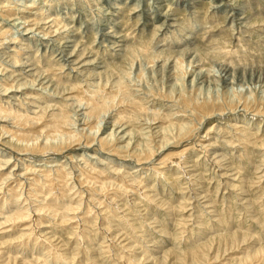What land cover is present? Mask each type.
<instances>
[{
    "label": "rangeland",
    "instance_id": "obj_1",
    "mask_svg": "<svg viewBox=\"0 0 264 264\" xmlns=\"http://www.w3.org/2000/svg\"><path fill=\"white\" fill-rule=\"evenodd\" d=\"M18 1H19V3H21V2H24L25 0H18ZM34 1H35L34 6H36L38 8L40 7L39 10L43 9L44 12L42 15L40 14L41 12H39L38 10H37V15L32 14L30 16H28V13H25V12H24V15H23V12H21L22 13V15H21V13H18L19 12L18 11L17 15L14 14L13 17L11 16L10 20L6 19V16H5L6 14H4V15L1 14V16L5 20L0 16V18H1L0 22L1 23L3 22L2 25H8V26L10 25L11 30H10L9 34H14V37L17 36L20 32H25L26 31L25 29L27 27H30L27 24L26 25L23 24V22L20 23L21 25L18 24L20 20L22 21V19H26V17H27V19H31V21L32 20L33 21L39 20L40 22L47 21L46 22L47 26H49L50 23H52L54 25L52 27L53 29L51 28V26L48 28L49 31L50 30L52 31V32H49V36H48V34L46 36H44L43 32L40 34L38 29H36V31H34V33L29 34V35L35 34L33 37L35 39L38 38V42H37V40H36V42H34V41L31 42V44H33V45L35 43L34 46H36V47L31 46L28 48V49H33L34 59H37L38 57H40V55H42V51L43 52L45 51L46 54L49 56V59L47 58V62H46L47 64L44 61L42 62V60L39 61V64H38L39 67H42L43 69H45L46 67H50V69L47 72L50 75L60 77L62 82H66L65 80H69V81L73 80L72 82H75V80H77V81L79 80V82H81L85 86V88H87L88 82L86 81V79L84 77H80L79 75H77V76H79L78 77L79 79L78 78L74 79L76 76H74L75 73L73 74V72H71V73L70 72L69 73H67V72L59 73L62 69V65H60L56 61L55 62L53 61V59L56 57L55 56L56 53H58L60 51L59 49H61L60 44L58 46V41L64 39L66 36H68L67 34L73 33V35H74L73 38L75 39V44H73L72 48H75V50H79V51H76V57L77 58L81 57L82 51L85 53H89V54L92 53L91 55L94 56V58H96V59L98 58V60H100L103 63V65L105 66V69L107 71H105V73L101 75L102 80H101V78H98L97 81H99V80L103 81L104 76L107 77L109 79V81L114 80L115 77L118 78V79L115 78L116 80L121 79V81H123V82L126 79L125 83L128 86L131 83L133 84V85L132 84L130 85L131 86L130 89L132 91L131 92L132 98H135L136 96H138L134 100H136L138 104H140V105L142 104V106L144 105L143 107L146 106L145 107L146 110L144 109L146 112L150 108L148 113H150L152 111V113H156L157 115H161L162 117H168V118H170L171 121L175 122V124H177L179 121H180L179 124L184 123V122L185 123L189 122V124L191 123L190 125H192V127H193L191 132L193 133L194 136L191 133L190 135L184 137L183 141L180 140L182 143L178 142L177 144H179V145L176 144V147H178V148L172 149L174 146H171L170 148H164L161 151L160 150H158V151L169 154V153H173L174 151L178 152L181 149H183L184 147L190 146L188 148V151H190V150L195 151V153H192V152L188 153V151H186V153H184V156L181 155V157H180V160H181L180 164L176 163L175 161H173V162L168 161V162H164V163L162 162L163 164L159 162L158 164H156L157 163L156 158L160 152H157L156 153L157 155L155 157H154V155L151 156L150 159L153 158L152 160L143 159L144 161L142 160L141 163H140V161H136L135 158L130 156V155H126L128 157H126V156L120 157V156H111L110 155V157L114 159L112 164H114V166L117 164L116 166L119 168H121L123 166L121 169H125L127 167L129 168L130 166L133 165V168H132V170H133V169L140 167V165L135 166L136 168L134 167L136 162L141 164L142 168H139L140 171H139V169H136L138 171L134 170L133 171L134 173H132L133 175L136 174L137 179L140 177V179H138L140 182L137 180V184H136V182H131L129 179L127 180L125 177H123L125 179L124 180L121 177L120 173L111 174L113 176V178L110 179V177H109L108 179H110L111 181L115 180L113 182L114 185L112 184V185L108 186L109 190L107 189L106 191L109 192L111 195H114V193L116 192L114 195L115 197L110 196V194H107L106 191H105L106 193L105 192L104 193L98 192V190L96 191L97 193L94 191L91 192L92 196L93 195L96 196V194H97V196H98V198L96 196L97 199L94 198V196L92 199L90 194L88 196L89 192L86 191V189H85L86 188L84 186L85 183L84 184L79 183V181L74 179V176H77L80 169L77 167H74V168L70 167L69 168L68 167L69 165H67L69 171L73 172L72 176H73L74 180L72 179V181L77 183V185L75 183V186L79 190H82L81 193H83L84 196H82L83 194L79 195L78 194L79 192L73 193L74 189H72V190L66 189L68 191V193H73V195L70 194L69 198L67 196L66 197H58L56 199L57 201L55 200L56 201L55 203H57V202L60 203V201L62 202L64 200L67 201L68 199L71 201H72V199L75 201L77 199L78 200L80 199L81 202H80V200H79V202H80V208L81 209L78 208L79 211L76 210L77 213L75 212V214H74V212L73 213L70 212L69 217H67V218L69 219L70 217H72L73 215H76V214H77V217L75 216L76 217L75 218L73 216L74 218L72 217L71 220L70 219L68 220L65 218H63L64 220L63 219L60 220L59 217H57V216L51 217L50 214H46V212H41L42 214H38L39 216L36 214H34V215L32 214L31 215L32 219H30L31 217L28 219L29 225L28 226L25 225V229H28L29 232H31V230H32V233H31L32 236H30V238L33 240H31V242L28 244L16 243V244H13L11 246L10 245H8V246L2 245V247H0V252L2 251L0 253L1 264L6 262L7 260H10L11 262H13L12 264H15L14 262L16 260H17L16 264H18L22 261L26 262V260L32 264H34L35 262H36L35 264H47V263L48 264H134V262L135 263L138 262V260L136 259L140 255L138 253L141 251L144 252L145 250L147 252H151V253L155 252L152 254L153 255L154 254L159 255L158 256L159 258L162 257L160 259L157 258V259L151 260V263L149 261L150 264H161L162 262H163V264H199V263L200 264H207V263L208 264H221L224 262L229 263V262L238 261V259H239L238 257H241L242 255H246L248 252L253 251L254 249H256L260 245H264V163H263L264 162V112H259V113H258V111L254 112V111H256V109H255L256 106H255V104H252L253 102L250 103L251 105H249L248 111L244 110V109L242 111V109H241L242 105L239 106V104L244 100L243 98H247V97L252 98V96H256V95L257 96H260V95L264 96L263 95L264 94V0H235V1L234 0H222L219 2H213V0H192L193 1L192 3L189 0H165V2L167 4L166 5L167 12L169 13L170 17L172 18L170 27H168V25H166V24L164 25L165 27L163 25L153 27L152 25L150 26L149 24L142 26L143 14L140 13V11H142L144 9V7L146 6L145 5L146 0H141V3H138L137 0H111V1H109V3H112L113 5H118V7H116V9H115L116 14L112 18H110L109 20H108L109 17H107L105 14V10H104L105 6L104 5H106V3H104L103 0H86V1L85 0H34ZM121 1H123V2H121ZM133 1H134V3H133ZM178 2H180V3H178ZM101 5H102V8H104V9L100 8ZM192 6H194V7H192ZM223 8H225V9H223ZM32 10H33V7H32ZM33 11L35 12V10H33ZM39 15H41V16L38 17ZM115 16H117V17H115ZM16 17H19L20 19L16 18ZM23 17H25V18H23ZM36 17H38L39 19L37 18L38 20H34V19H36ZM54 17L57 18V21H58V22L56 21L57 24H56V22H52ZM14 21H15L16 25L14 24ZM97 23H99V24H97ZM179 23H181V24H179ZM103 24H104V27L107 25V29L103 28ZM92 26H94V27H92ZM99 26L102 28H100ZM180 26H181V28H180ZM143 27H145V28H143ZM70 28L72 31L70 30ZM147 29H149V30H147ZM107 30L108 31H114L115 30V35L117 36L119 34L117 36V38L119 40H121V43L122 44L126 43L123 45V49H122L123 51H120V54H118V55L115 54L116 53L115 52V48H116L115 44H117V43H115V44L109 43V37L104 35L107 33ZM37 31H38V34H37ZM102 35H104L106 37L105 40L107 42L105 40H100L102 38L101 37ZM163 35H165V36H163ZM163 37H164V39H163ZM1 38H3V37H1ZM53 38H55V42H54ZM31 39L34 40L33 38H31ZM58 39H60V40H58ZM186 40H187V42H186ZM25 41L26 40H23V42H25ZM45 41L47 43L50 42L48 47L47 46L42 47V49L38 50V44L43 43V42L45 43ZM141 41L142 42L146 41V42L145 43L143 42L144 44H142ZM150 41H151V43H150ZM176 41H178L182 47L179 46L178 48H176V47L172 48L171 47V48H165L163 50H158V49H161L162 47H166V45H167V47H169L168 44H170V42L173 43ZM138 43H140V44H138ZM133 45L135 47H131ZM147 45L149 46V48ZM189 45H191V46H189ZM150 46L152 48H150ZM81 47H83L84 49L81 50ZM146 47H147V49H146ZM223 47H225V48H223ZM127 48H129V49H127ZM85 49H86V51H85ZM144 49H145V51H144ZM136 50H138V51L136 52ZM189 50L193 51L192 53H195V52L197 53V56H198L197 60L200 62L199 65L195 66L196 67L195 69H206L209 74L217 76V81H216L217 83L216 84H213V85L210 84V86H206V87L202 86L201 90L197 89V87L202 83H199V78L197 77V75L191 74L192 72L188 69V72L185 73V76H183V74L181 75L183 77V80L177 79V83L175 82L177 85L175 84L174 86H172L173 85L172 84L173 83L172 82L173 81L172 80L173 74H170L172 72L169 70L170 69V61L165 59L166 56L158 57V58H157V56L160 55V53H162V55L167 54V56H172V57L180 56L183 54L186 55L187 51H189ZM51 51H54L56 53L52 52V54H50ZM126 52L128 54H126ZM212 52L215 54H213ZM132 53L134 54L133 56H132ZM146 53L151 54V55H146ZM143 54H144V56H141ZM135 55H137V56H135ZM18 56H20V55H18ZM149 56H151V57H149ZM129 57H132V60H130L131 58H129ZM126 58H128V59H126ZM165 60H167V61H165ZM128 61H130V62H128ZM165 62H166V65L164 64ZM167 63L169 65H167ZM131 64H133V66ZM160 64H162V65H160ZM200 66H202V67H200ZM121 67H123L122 68L123 70L121 69ZM140 67H141V69H140ZM165 67H166V69H165ZM115 68L118 70H116ZM63 70L67 71L68 69L64 68ZM126 70H127V72H124ZM137 70H138V72L142 70L141 72H139L140 75H138ZM119 71H121V72L119 73ZM169 71H170V73H169ZM123 72H124V74H123ZM164 72H166V73H164ZM54 73H56V74H54ZM111 73H112V75H111ZM68 74L70 75V77ZM118 75H119V77H117ZM62 76H64V77H62ZM71 76H73V78ZM66 77H68V78H66ZM127 77H129V78L127 79ZM219 78H221V79L218 80ZM129 80L131 83L129 82ZM61 81L59 80L58 82H60V84H61ZM69 81H67V82H69ZM169 82H171V83H169ZM128 83H130V84H128ZM233 86H235V87H233ZM179 87L181 88V90L184 89L183 91H190L192 89L191 91L197 92L198 95H199V93L205 94V92H206V94H208L207 91H209L210 94H212V92H213L214 95L219 96V97L221 96L220 98H218L220 101L219 102L220 105H222V104L225 105V103L228 101L227 99H229L231 96H233V98H235V96L233 94L236 93L235 92L236 90H238L236 97L237 98L239 97L241 99V102L238 104L237 109H234L233 112H232V110L228 111V113H226V115H224L222 118L219 116H216L215 114H213V118H212V116L210 117V116H206V115L203 117L202 112L194 111L195 109L193 110L192 107H188V106L183 105L178 99L173 98L174 96L172 97L171 94L169 95L170 90L173 89L172 91L174 94L176 91H178ZM109 88H110V86L108 87V89ZM168 89H169V91H168ZM234 89H236V90H234ZM104 91H106V90L102 89L100 92H104ZM167 92H169V93L167 94ZM87 94H89V91ZM136 94H138V95H136ZM238 94H240V95L238 96ZM174 95H176V94H174ZM243 95H245L246 97H244ZM43 96H45V98H46V95L43 94ZM47 98L49 99L50 97H47ZM201 99L202 98H199V101H201ZM248 100H250V99H248ZM11 101L15 102L14 99H11ZM140 102H142V103H140ZM145 104H147L148 106ZM181 106H183V107H181ZM259 107H261V106H259ZM117 108L115 107L112 110H110L111 111V112H109L110 115H108L109 113H107L108 116L105 115L106 118L104 117L103 119H105V120L102 121L104 123V125L109 120H111L112 114L117 113V111H118ZM78 109H79V111L77 112ZM72 110H71V113L73 114V117L75 116L74 118H78V119H76L77 123L83 122V119L81 118V117H84V114L81 113L84 111L83 107L82 106H76L75 111L74 110L72 111ZM246 111L247 112L253 111V112L248 114ZM74 112H75V114L76 113H78V114L75 115ZM256 113H258V114H256ZM176 114H178V115H176ZM191 114H193V115H191ZM181 115H182V117H181ZM246 115L248 116V118ZM109 116H110V118H109ZM255 116H256V118H255ZM178 117H179V120L175 121L176 119H178ZM252 117H253V119H252ZM239 118H242V119H239ZM140 119L141 120L143 119L142 120L143 122ZM246 119H248V120L250 119V121H247ZM257 119L259 120L258 122H257ZM145 120H146L145 117L142 116V117L138 118L133 123H134V125H136V126L138 125V127H139V126H141V124H142V126L145 123L146 124L144 126H147V124L148 125H150V124L156 125V124H160V122L162 121L160 118H157V120L156 119H150L149 121H148V119L146 121ZM167 120H165V121H167ZM222 120H224V121H222ZM233 121H235V122H233ZM203 122H204V124H203ZM228 122H230L232 124L234 123V124L232 125V124H229ZM237 122H239V123H237ZM249 122H251V123H249ZM199 123H201V124L199 125ZM216 123H217V125L215 126ZM235 123H237V124H235ZM205 125H206V127H204ZM218 126H221V127H218ZM226 126H228V127H226ZM212 128H216V130H214ZM246 129L249 132H242ZM213 130H214V132H213ZM219 131H221V132H219ZM196 132H197V134H196ZM134 133H136V132H134ZM198 135H200V136H198ZM135 136H137V134H135ZM192 137H194L195 139H193ZM196 138H197V141H196ZM156 139H158V137ZM199 140L201 143L199 142ZM211 141L216 145V147H214L215 145ZM181 144H182V147H181ZM204 145H206V146H204ZM261 145H262V147H261ZM3 147L7 150L9 149V147H6V146H3ZM94 147L96 149H98L97 146H94ZM211 147H213V148L210 149ZM0 148L4 150V148H2L1 145H0ZM76 148L79 149V153L80 152L82 153L83 151L85 152L86 150H88L85 146L84 147L83 146H81V147L76 146L74 149H76ZM84 148H85V150H84ZM206 148H208V149H206ZM78 149H76V150H78ZM197 149L199 152L197 151ZM202 149H203V151H202ZM7 150H4V151H7ZM10 150L11 149H9L7 152H11ZM200 150H201V153H200ZM73 151H75V150H73ZM207 152L208 153L210 152V154L207 155ZM214 152H216V153H214ZM224 152L226 154H224ZM221 153L223 155H221ZM197 154H198V156H196ZM49 155H51V156H49ZM49 155L48 154L46 156L45 155H29L28 157L31 158V160L29 158L28 159L33 164L34 163H43L42 161L48 162L49 164H53L55 162L54 156L61 158L62 162L66 158V157L63 158L62 155H60V154L55 155V154L49 153ZM206 155L208 157H206ZM189 156H192V158L195 161L194 163L192 162L193 159ZM46 157H48V158H46ZM100 157H102V156L100 155ZM124 157H125V159H124ZM184 157H185V159H184ZM212 157L213 158L216 157V158H218V160L216 158L213 159ZM219 157L222 158L221 161H220ZM50 158L53 159V161ZM200 158H203L202 162H201ZM226 158L228 159L227 162L225 161ZM34 159L36 161H34ZM46 159H47V161H46ZM123 159H124V161H123ZM229 159H230V162H229ZM95 160H97V159H95ZM147 160H149V161H147ZM185 160H186V162H184ZM190 160H192V161H190ZM203 160H205L204 161L205 164L203 163ZM92 161H94V159H92ZM104 161H106V159H104ZM128 161L130 163L129 165H128ZM223 161H225L227 164L230 163L229 164L230 166L233 163V165L231 167L228 165H227V167L229 169H231V172L233 171L232 173L239 175V178H240L239 181L233 180V185L228 184V180L225 179L224 176H221V175H223V174H221L222 170L224 171V169H222V168L225 165V163L223 164ZM66 162L69 164L70 161H68V159H67ZM152 162L153 163L155 162V164H153ZM182 162H184V164ZM98 163H100V165L99 164L98 165L101 166V163H103V162H98ZM119 163L121 164V166ZM185 163H186V165H185ZM191 163H193V164H191ZM219 163H222V166H221V164L219 165ZM187 164H189V165L191 164L190 167L193 166L192 168H194L195 171H193L192 168H191L192 169L191 170L190 167L188 168L189 165H187ZM148 166L149 167L151 166V168H149V170H147ZM171 166L173 168H175V166H176V168H175L176 171ZM178 166H179V168L182 167L180 169V171L178 170L179 168H177ZM162 167H165L166 170H165V168H162ZM169 167L171 168L170 170H168ZM128 168L125 170H129ZM159 168H160V170H159ZM212 168H213V170H211ZM144 169L146 170L145 172H148L149 174L144 173ZM153 169H155V170L157 169L159 172L157 170L155 171ZM186 169L187 170L189 169L188 170L189 172ZM184 170H185V173H183ZM216 170H217V172H216ZM142 172L144 174H142ZM160 172H161L162 177L159 175ZM173 172H175V173H173ZM191 172L203 173V175L200 174L201 179L199 180V182H200L199 186L200 187L203 186L202 189L198 185H196L195 181H193L194 183L189 182L188 184H187V182H185V180L189 177ZM155 173H157V175H155ZM165 173L167 174V177H166ZM176 174H178L179 177L181 176L180 179L178 177H175V176H177ZM184 176H188V177L183 178ZM21 177H23V176H21ZM218 177L220 179L222 178L224 180H222V179L220 180ZM144 178H145L146 182L147 181L149 182V184L143 182V181H145ZM153 178H155V179H153ZM171 178H173V180ZM177 179H178L179 183L177 182ZM120 180H122V181H120ZM165 180H166V182H165ZM23 181H26V180L23 179ZM141 181H142V183H141ZM173 181L175 183H172ZM186 181H189V178ZM221 181H223V182L225 181V182L223 183ZM180 182L182 184H180ZM115 183L117 186L115 185ZM140 183L143 185H141ZM183 183L186 185H184ZM239 183L240 184L243 183L242 187H244L245 188L244 190H246V191H244L246 193L241 194L243 196H241L238 193V189L240 188V187L238 188V186H240V185H238ZM160 184H161V187H160ZM190 184H194L195 186L190 185ZM222 184H223V186H222ZM119 185H121L123 187L121 189L122 191H119V189H118ZM126 185L129 187H127ZM188 185H190V186L185 187ZM153 186L155 188L156 187L157 188L154 189ZM192 186H194V188ZM197 186L199 188H197ZM214 186L216 187V189L214 188ZM228 186H230V187H228ZM231 186L233 187L232 189H231ZM147 187H149L148 190H147ZM170 187H173V188H170ZM234 188H236V189H234ZM143 189H145V190H143ZM150 189H152V190H150ZM168 189H169V191H168ZM174 189H176V191L172 192V191H174ZM200 189L203 191L202 193L205 192L204 194H206L207 197L209 196L207 201H208L210 206H205L203 204V203L207 202L206 200H205V202L200 201V200H202L201 198L198 200L197 197L199 196L200 193H196V192H198V190H200ZM22 190H23V192L25 191L24 188ZM113 190H115V191H113ZM157 190L159 193H157ZM188 190H189L190 194L188 193ZM193 190H195L196 192ZM127 191L129 194L127 193ZM144 191H146V192L149 191L150 193L146 194V192L144 193ZM161 191L163 193H161ZM152 192H153V194H152ZM181 192L184 193L185 195L181 196V195H183ZM53 193L57 194V188L55 189V191H53ZM104 194H105V196L107 195V197H105ZM150 194L152 196H150ZM155 194L157 195V197ZM159 194H161L163 196L160 195L161 197L160 196L158 197ZM71 195H72V198L70 197ZM190 195H192L193 197L191 196L192 198L189 197V199L190 200L193 199V201L187 200L188 198H184V197H188ZM248 196L250 199L248 198ZM124 197H125V199H124ZM135 197H137V198H135ZM151 197H152V201L150 199ZM153 197H156V199H154ZM176 197H178V198H176ZM244 197L245 198L247 197V198L244 199ZM47 198L49 199L51 197H49V196L46 197V200H48ZM53 198H55V197L53 196ZM87 198L88 199L90 198V200L88 201ZM162 198L165 199L166 204H169L172 207H170L169 205H164L165 201H163L164 199H162ZM241 198H243L244 200ZM83 199H85V201ZM98 199L100 200L99 203H97ZM112 199H113V201H112ZM114 199L117 201H115ZM209 199H212V200H210L211 202L209 201ZM21 200L22 199H20V201ZM103 200H105V202ZM241 200H243L244 202H242ZM248 200H250L249 201L250 203L248 202ZM20 201H18V203ZM75 201H73L72 203H74ZM108 201H110L111 203H109ZM162 201H163V204H162ZM189 201H190V203H187V204L185 203V202H189ZM21 202H20L21 205L24 203H28V201H25L22 203ZM37 202H39V201H37ZM37 202L36 201H35V203L29 202L28 205H29V207L33 208L34 204H36ZM64 202H62V203H64ZM198 202L203 204V205L199 204ZM101 203H102V205H103V203H105V205L101 207V205H100ZM107 203H109L111 205L113 204L114 207L107 204ZM119 203H123V204H119ZM196 203H197V205H196ZM85 205L87 207H85ZM107 205H108V207H107ZM121 205H122V209H120ZM187 205H188V207L185 208V206H187ZM15 206L10 204V203H7L4 211H9V210L12 211L15 208ZM127 206H129V207H127ZM174 206H175V208H173ZM89 207L92 210L89 209ZM111 207L113 209H110ZM195 207H197V208H195ZM202 207H204V209ZM209 207H210V210H208ZM100 208H107V210L110 209L109 212H112V213L114 212L113 216L114 215L115 216L114 217L113 216H110V217L105 216L104 212L101 211ZM130 208H132L133 210ZM139 209H140V211H139ZM168 209H169V211L171 209V211H170L171 213L168 211ZM175 209H176V211H175ZM186 209H187V211H186ZM82 210H85V211H82ZM112 210H114V211H112ZM131 210L133 212H131ZM91 211L92 212L94 211V213H92ZM98 211L101 214H99ZM88 212H89V214H88ZM172 212H173V214H172ZM178 212H180V214ZM174 213H175V215H174ZM122 216H123V218H120ZM151 216H153V217H151ZM37 217H39L40 219ZM96 217L98 220L96 219ZM133 217H136V218H133ZM35 218L39 219V221L37 219L35 220ZM94 218H95V220L92 221V219H94ZM112 218H113V220H112ZM126 218L128 219V222L130 224H128V222H126L127 221ZM178 218H180V220L183 218L184 220L180 221ZM1 219H3L2 216H0V221H1ZM41 219H43V220L41 221ZM105 220H108L109 223ZM85 221L90 222V223H85ZM121 221L122 222L125 221L122 223L123 225L121 224ZM57 222H60V223L58 224ZM92 222L94 225L92 224ZM117 222L118 223L120 222V223L118 224ZM75 223L78 225H76ZM80 223L81 224L83 223V224L81 225ZM104 223H106V224H104ZM110 223L112 226L110 225ZM6 224H8V223H5V225ZM103 224H104V227H102ZM107 224L109 225V227H111V231L107 230L108 229ZM126 224L129 226H127ZM210 224H212V225H210ZM84 225H85V227H84ZM114 225L117 227L115 228ZM213 225H214V227H213ZM86 226L88 227V229L86 228ZM91 226L92 227L94 226V228H96V230L98 232L96 238H95V236H96L97 232ZM120 226H121V230L119 231ZM105 227H107V229ZM133 227H135V228L133 229ZM202 227H203V229H202ZM78 228H79V230H82L81 233H82V235H85V236H82L80 241L78 240V244H77L76 240H75L76 234L74 235L75 237L71 234L72 233L74 234V229H76L75 231H79V230H77ZM81 228H83V229H81ZM128 228H129V230H128ZM204 228L205 229L207 228L208 230L206 229L207 230L206 231ZM25 229H24V226L21 225L20 227L17 228V230L15 232H18L20 230H25ZM85 229H87V230H85ZM117 229H118V232H117ZM7 230L8 231L3 233V234L13 233V230H10V229H7ZM126 230H128V231H126ZM233 230L235 232H233ZM34 231L35 232H37V231L47 232L48 233L47 235L53 234L51 237V241L44 240L41 237L38 238L37 236H39V235H37V234L39 232L35 233ZM85 231H87V232H85ZM90 231H91V234L93 236L95 235L94 237L91 236V234L89 233ZM115 231L117 233H120V234L122 232L121 236H120V234H116V233L114 234L113 232H115ZM33 232L35 235H33ZM94 232H95V234H94ZM100 232H102V233H100ZM128 232L133 233V234L127 235ZM196 232H198V233H196ZM200 232L202 234L203 233L204 234L202 235ZM125 233H126V235H123ZM176 233H178V235ZM17 234H19V232ZM172 234H174V236ZM70 236H72V237H70ZM233 236L237 237V239H238L237 241H234V243H233V240L235 238H233V240L231 241V238ZM92 237H93V239H92ZM34 238H37V239H34ZM83 238H84V240L82 241ZM128 238H130V239L132 238L131 241H129L130 239H128ZM205 238L206 239L208 238V239L206 240ZM63 239L65 241L67 240L66 242H68V243L66 244V242ZM71 239H72V241H71ZM85 239H87V240H85ZM90 239H92V240H90ZM108 239L109 240L111 239V241H109ZM119 239H121V241ZM177 239L179 241H177ZM61 240H63V243H64V244L62 243V245H61V242L57 243L58 241H61ZM126 240H128V241H126ZM174 240H176L177 242ZM125 241L127 243H125ZM74 242L76 244H74ZM90 242H92V243H90ZM199 242H200V244H199ZM84 243H85V245H83ZM96 243H97V245H96ZM208 243H209V245L205 246ZM110 244H111V246L109 247ZM134 244L136 245V247L134 246ZM132 245H133V247H132ZM77 247H79V248H77ZM94 247H96V248H94ZM100 247L102 248L101 251L104 249L103 247L108 248V250H107V248L103 250L105 252V254L103 251H102L103 253L100 251L99 254L94 252V249H95V251H96V249L99 251ZM205 247H207L206 248L207 251H206ZM72 250H74L76 253ZM199 250H202V251H199ZM61 252H62V254H61ZM121 252H122V254H121ZM2 253H4V254H2ZM72 253H75V254L73 255ZM6 255L7 256L10 255L11 257H9V256L6 257ZM119 255H121V257ZM202 255H203V257H202ZM214 255H217V260H213ZM35 256H37V257H35ZM73 256H74V259H73ZM71 257H72V259H71ZM100 257H102L104 260L101 259ZM36 258H37V260H35ZM193 258H195V259H193ZM13 259H15V260H13ZM32 259L34 260L33 262H32ZM66 260L68 263L66 262ZM71 260H72V262H71ZM259 262L260 261L257 260V261H254L252 264H255V263L260 264Z\"/></svg>",
    "mask_w": 264,
    "mask_h": 264
},
{
    "label": "bare ground",
    "instance_id": "obj_2",
    "mask_svg": "<svg viewBox=\"0 0 264 264\" xmlns=\"http://www.w3.org/2000/svg\"><path fill=\"white\" fill-rule=\"evenodd\" d=\"M86 1V0H85ZM104 3H106L105 9L102 8V5L100 8L105 10V14L108 18V20L110 18H112L116 13L115 9L116 7H118V5H113L112 3H109V1L111 0H103ZM138 3H141V0H137ZM191 3L193 2L192 0H189ZM222 0H213V2H219ZM235 1V0H234ZM116 2V1H115ZM123 2V1H121ZM120 2V3H121ZM134 3V1H133ZM180 3V2H178ZM190 3V4H191ZM72 4V3H71ZM183 4V3H182ZM185 4V3H184ZM224 4V3H223ZM253 4V3H252ZM35 5V1L34 0H25L24 2L19 3L18 0H0V16L1 14H6V19H11V16L13 17V15H17L18 13L24 12L28 13V16L32 15V14H36L37 15V10L39 12H41L40 14H43V9L39 10L40 7H36ZM145 7L142 11H140V13L143 14V21H142V26H145L147 24H149L150 26L152 25L153 27H157V26H164L165 24L168 25V27L171 26V17L169 15V13L167 12V7H166V2L165 0H146L145 1ZM59 6V5H58ZM120 6V5H119ZM188 6V5H187ZM195 6V5H194ZM192 6V7H194ZM221 6V5H220ZM35 10V12L32 10ZM46 7V6H45ZM218 7V6H217ZM223 7V6H222ZM66 8V7H65ZM187 8V7H186ZM63 9V8H62ZM225 9V8H223ZM242 9V8H241ZM64 10V9H63ZM57 11V10H56ZM38 12V13H39ZM78 12V11H77ZM82 12V11H81ZM241 12V11H240ZM30 13V14H29ZM260 13V12H259ZM227 14V13H226ZM234 14V13H233ZM20 15V14H19ZM22 15V13H21ZM41 15H39L38 17H40ZM86 15V14H85ZM109 15V16H108ZM111 15V16H110ZM230 16V15H229ZM251 16V15H250ZM2 17V16H1ZM21 17V16H20ZM26 17V16H25ZM23 17V18H25ZM36 17V19L34 20H38L39 18ZM76 17V16H75ZM117 17V16H115ZM3 18V17H2ZM19 18V17H16ZM29 18V17H28ZM31 18V17H30ZM38 18V19H37ZM177 18V17H176ZM242 18V17H241ZM1 19V18H0ZM4 19V18H3ZM20 19V18H19ZM42 19V18H41ZM89 19V18H88ZM104 19V18H103ZM248 19V18H247ZM5 20V19H4ZM17 21V20H16ZM33 21V20H32ZM31 19H22V21L20 20L18 24H20L21 22H23V24H27L30 27H27L25 30V32H20L17 36L14 37V34H9L11 27L10 25H2V23L0 24V145L2 146V148H4L3 146L9 147V149H11V152H7L8 150L4 148L3 149L0 148V216H2V218L0 221V247H2V245L4 246H8V245H13V244H20V243H24V244H28L31 242L30 236H32V230L31 232H29L28 229H25V225L28 226V219H32V214H42L41 212H46V214H50L51 217H59V219H68L67 217H69L70 212H76V210L79 211L80 208V202L77 199L76 201L72 199L71 200H67V201H62L64 203H62L60 201V203H55L58 197H68L69 195L73 193H78L79 195H82L83 193L82 190H79L76 186L74 181H72L73 179V172L69 171L68 167H77L79 168V172L77 174V176H74V179H76L77 181H79V183H85L84 187L86 189V191H88V196L90 194L91 198L93 199V196L91 194V192H96L98 190V192L104 193L107 189L108 186L110 185H114V181H111L110 179L113 178V176L111 174H117L120 173L121 177H125L127 180L129 179L131 182H136L137 184V180L140 179V177L137 179L136 174H132L134 173L133 171L141 167V164L139 163H135V166L140 165L139 168L133 169V165L130 166L128 169L130 170H125V169H121L119 167H117L116 165L114 166L113 163V158L110 157L111 156H126V155H130L132 157L135 158L136 161H140V163L142 162L143 159H150L151 156L154 155V157L157 155V152H160L162 149L164 148H170L171 146H174L172 149L174 148H178L176 147V144L178 142L183 141V138L190 135L192 132V125L189 124V120L187 121L188 123H180L179 122L177 124H175V122L171 121L170 118L168 117H162L161 115H157L156 113H152V111L150 113H148V111L146 112V106L143 107L142 104H138L136 100V94L135 98H132V94H131V82L129 80L128 83L130 84L129 86L125 83L126 79L123 81L120 80H116L118 78H114V80L109 81V79L107 77H103V81H97L98 78H101V75L105 73V71H107L105 69V66L103 65V63L98 60V58H94V56H92L89 53H85L82 51V55L81 57L77 58L76 57V51L79 50H75V48H72L73 44H75V39L73 38L74 35L72 34H67L68 36H66L64 39L58 41V46L60 44V51L58 53L51 51L50 54H52V52L56 53V59L54 58L53 61L59 63L60 65H62V69L59 73H63V72H67V73H71L73 72V74L75 73L74 76H76L74 79H77L79 76L80 77H84L86 79V81L88 82V87L85 88V86L79 82V80H75V82H72L71 80H65L66 82H62L61 78L58 76H54V75H50L47 71L50 69V67H46L45 69H43L42 67H39V61L42 60V62L44 61L45 63L47 62V58L49 59V56L46 54V52L42 51V55H40V57H38L37 59H34V51L33 49H28L29 47H33L35 45L31 44V42H38V38L35 39L33 36L35 35H29L30 33H34V31H36V29H38V31L40 32V34L43 32L44 36H46L48 34L49 36V32H52L51 30L49 31L48 28L51 26V28L54 26L52 23H50L49 26H47L46 22L47 21H42L40 22L38 21H33L32 22ZM57 18L54 17L52 22H56ZM105 21V20H104ZM119 21V20H118ZM186 21V20H185ZM50 22V21H49ZM58 22V21H57ZM56 22V24H57ZM106 22V21H105ZM9 23V22H8ZM176 23V22H175ZM246 23V22H245ZM15 24V21H14ZM59 24V23H58ZM88 24V23H87ZM99 24V23H97ZM105 24V23H104ZM103 24V28L107 29V25L104 27ZM177 24V23H176ZM181 24V23H179ZM251 24V23H250ZM253 24V23H252ZM258 24V23H257ZM16 25V24H15ZM21 25V24H20ZM193 25V24H192ZM231 25V24H230ZM238 25V24H237ZM248 25V24H247ZM47 26V27H46ZM58 26V25H57ZM102 26V25H101ZM19 27V26H18ZM94 27V26H92ZM100 27V26H99ZM165 27V26H164ZM177 27V26H176ZM17 28V27H16ZM62 28V27H61ZM96 28V27H95ZM102 28V27H100ZM145 28V27H143ZM149 28V27H148ZM175 28V27H174ZM181 28V26H180ZM238 28V27H237ZM15 29V28H14ZM23 29V28H22ZM53 29V28H52ZM169 29V28H168ZM24 30V29H23ZM47 30V31H46ZM55 30V29H54ZM71 30V28H70ZM109 30V29H108ZM107 33L104 34L105 36L109 37V43L111 44H115L116 48H115V54L118 55L120 54V51H123V45L126 44H122L121 40H119L117 38V36L119 35H115V30L114 31H108ZM149 30V29H147ZM182 30V29H181ZM37 31V34H38ZM56 31V30H55ZM58 31V30H57ZM72 31V30H71ZM159 31V30H158ZM169 31V30H168ZM175 31V30H174ZM117 32V31H116ZM178 32V31H177ZM183 32V31H182ZM97 33V32H96ZM99 33V32H98ZM166 33V32H165ZM179 33V32H178ZM191 33V32H190ZM189 33V34H190ZM76 34V33H75ZM13 35V36H12ZM29 35V36H28ZM52 35V34H51ZM102 35L100 40H105L106 37ZM162 35V34H161ZM23 36V37H22ZM42 36V35H41ZM165 36V35H163ZM239 36V35H238ZM3 37V38H1ZM168 37V36H167ZM184 37V36H183ZM31 38H33L34 40H32ZM42 38V37H41ZM236 38V37H235ZM40 39V38H39ZM49 39V38H48ZM54 42H55V38ZM95 39V38H94ZM164 39V37H163ZM176 39V38H175ZM179 39V38H178ZM194 39V38H193ZM23 40H26L25 42H23ZM44 40V39H43ZM108 40V39H107ZM151 40V39H150ZM51 41V40H50ZM106 41V40H105ZM179 41V40H178ZM176 41V42H170V44H168L169 47H162L161 49L158 50H163L165 48H173L176 47L178 48L180 45V43ZM183 41V40H182ZM240 41V40H239ZM99 42V41H98ZM102 42V41H101ZM107 42V41H106ZM128 42V41H127ZM142 42V41H141ZM144 42V41H143ZM142 42V44H144ZM185 42V41H184ZM187 42V40H186ZM185 42V43H186ZM50 43V42H49ZM49 43H47L45 41V43H39L38 44V50L42 49V47H48ZM151 43V41H150ZM183 43V42H182ZM5 44V45H4ZM7 44V45H6ZM102 44V43H101ZM132 44V43H131ZM140 44V43H138ZM158 44V43H157ZM57 45V44H56ZM79 45V44H78ZM114 45V46H115ZM156 45V44H155ZM163 45V44H162ZM188 45V44H187ZM57 46V47H58ZM128 46V45H127ZM143 46V45H142ZM141 46V47H142ZM148 46V45H147ZM165 46V45H164ZM184 46V45H183ZM186 46V45H185ZM191 46V45H189ZM36 47V46H34ZM86 47V46H85ZM131 47H135L134 45ZM138 47V46H137ZM182 47V46H181ZM139 48V47H138ZM149 48V46H148ZM150 48H152L150 46ZM213 48V47H212ZM225 48V47H223ZM44 49V48H43ZM84 49L83 47H81V50ZM129 49V48H127ZM137 49V48H136ZM141 49V48H140ZM147 49V47H146ZM182 49V48H181ZM210 49V48H209ZM214 49V48H213ZM132 50V49H131ZM135 50V49H134ZM133 50V51H134ZM149 50V49H148ZM174 50V49H173ZM86 51V49H85ZM128 51V50H127ZM138 50H136L137 52ZM142 51V50H141ZM140 51V52H141ZM145 51V49H144ZM151 51V50H150ZM195 51V50H194ZM218 51V50H217ZM216 51V52H217ZM132 52V51H131ZM139 52V53H140ZM164 52V51H163ZM168 52V51H167ZM193 51H187L186 55H180V56H167V54L162 55V53H160V55L157 56L158 57H163L166 56L165 59L170 61V71L173 74V85L174 86L177 83V79L179 80H183V77L181 76L183 74V76H185V73L188 72V69L192 72L191 74L193 75H197V77L199 78V83L200 84L197 89L201 90L202 86H210V84H216L217 82V76L209 74L207 72L206 69H195L197 65L200 64V62L197 60L198 56L197 53H192ZM53 53V54H54ZM134 53V52H133ZM132 53V56L135 54ZM200 53V52H199ZM213 53V52H212ZM114 54V55H115ZM126 54H128L126 52ZM137 54V53H136ZM141 54V53H140ZM170 54V53H169ZM202 54V53H201ZM215 54V53H213ZM20 55V56H18ZM146 55H151L146 53ZM177 55V54H176ZM131 56V55H130ZM137 56V55H135ZM139 56V55H138ZM141 56H144L141 55ZM207 56V55H206ZM148 57V56H147ZM151 57V56H149ZM122 58V57H121ZM130 60H132V57ZM146 58V57H145ZM128 59V58H126ZM152 59V58H151ZM165 60V61H167ZM206 60V59H205ZM211 60V59H210ZM125 61V60H124ZM198 61V62H197ZM130 62V61H128ZM227 62V61H226ZM240 62V61H239ZM125 63V62H124ZM143 63V62H142ZM150 63V62H149ZM161 63V62H160ZM163 63V62H162ZM169 63V62H168ZM167 63V65H169ZM47 64V63H46ZM45 64V65H46ZM49 64V63H48ZM51 64V63H50ZM53 64V63H52ZM64 64V65H63ZM119 64V63H118ZM158 64V63H157ZM166 65V62L164 63ZM234 64V63H233ZM133 66V64H131ZM162 65V64H160ZM210 65V64H209ZM216 65V64H215ZM235 65V64H234ZM44 66V65H43ZM109 66V65H108ZM139 66V65H138ZM208 66V65H207ZM238 66V65H237ZM45 67V66H44ZM136 67V66H135ZM149 67V66H148ZM151 67V66H150ZM163 67V66H162ZM202 67V66H200ZM64 68H67L68 70H63ZM118 68V67H117ZM123 67H121L122 69ZM138 68V67H137ZM153 68V67H152ZM161 68V67H160ZM164 68V67H163ZM116 69V68H115ZM139 69V68H138ZM141 69V67H140ZM166 69V67H165ZM164 69V70H165ZM60 70V69H59ZM114 70V69H113ZM118 70V69H116ZM123 70V69H122ZM148 70V69H147ZM115 71V70H114ZM132 71V70H131ZM142 71V70H141ZM139 71V72H141ZM162 71V70H161ZM121 71H119L120 73ZM124 72H127L124 71ZM123 72V74H124ZM138 72V70H137ZM138 72V75H140V73ZM236 72V71H235ZM166 73V72H164ZM168 73V72H167ZM233 73V72H232ZM56 74V73H54ZM129 74V73H128ZM137 74V73H136ZM169 74V75H170ZM253 74V73H252ZM65 75V74H64ZM69 75V74H68ZM79 75V76H77ZM107 75V74H106ZM112 75V73H111ZM110 75V76H111ZM121 75V74H120ZM126 75V74H125ZM164 75V74H163ZM187 75V74H186ZM229 75V74H228ZM237 75V74H236ZM235 75V76H236ZM109 76V77H110ZM127 76V75H126ZM125 76V77H126ZM130 76V75H129ZM161 76V75H160ZM215 76V77H214ZM64 77V76H62ZM70 77V75H69ZM73 78V76H71ZM119 77V75L117 76ZM137 77V76H136ZM68 78V77H66ZM105 78V79H104ZM124 78V77H123ZM129 77H127L128 79ZM138 78V77H137ZM169 78V77H168ZM61 81L58 82L59 80ZM79 79V78H78ZM83 79V78H82ZM135 79V78H134ZM167 79V78H166ZM197 79V78H196ZM221 78H219L218 80H220ZM232 79V78H231ZM58 80V81H57ZM102 80V78H101ZM123 80V79H122ZM169 80V79H168ZM176 80V81H175ZM193 80V79H192ZM198 80V79H197ZM64 81V80H63ZM69 81V82H67ZM85 81V80H84ZM128 81V80H127ZM164 81V80H163ZM222 81V80H221ZM232 81V80H231ZM176 82V83H175ZM184 82V81H183ZM162 83V82H161ZM171 83V82H169ZM179 83V82H178ZM196 83V82H195ZM233 83V82H232ZM133 85V84H132ZM161 85V84H160ZM163 85V84H162ZM177 85V84H176ZM230 85V84H229ZM110 86V88L108 89V87ZM136 86V85H135ZM129 89H128V88ZM235 87V86H233ZM106 90L104 92H100L102 89ZM134 88V87H133ZM132 88V89H133ZM209 88V87H208ZM223 88V87H222ZM226 88V87H225ZM224 88V89H225ZM172 89V88H171ZM176 89V88H175ZM196 89V90H197ZM173 90V89H172ZM170 90V93L167 92V94L169 93V95L171 94V96L173 98L178 99L183 105L188 106V107H192L194 111H200L203 113V117L206 116H212L213 118V114H215L216 116L219 117H223L224 115H226V113H228V111L232 112L234 111V109H237L238 104L241 102V99L238 97H236L238 90H236L233 95L235 96V98H233V96H229L230 98L227 99L228 101L225 103V105H220L219 104V96H216L213 94H210L209 91L208 94H200L198 95L197 92H192L190 91H183L181 90V88L179 87L178 91H176L173 94V91ZM195 90V89H194ZM193 90V91H194ZM223 90V89H222ZM89 91V94H87ZM156 91V90H155ZM169 91V89H168ZM253 91V90H252ZM202 92V91H201ZM86 93V94H85ZM220 93V92H219ZM230 93V92H229ZM46 95V98L45 96ZM220 95V94H219ZM230 95V94H229ZM240 94H238L239 96ZM264 95V94H263ZM244 97H246L245 95H243ZM250 96V95H249ZM47 97H50L49 99ZM141 97V96H140ZM43 98V99H42ZM171 98V97H170ZM199 98H202L201 101H199ZM11 99H14L15 102H12ZM223 99V98H222ZM244 100L239 104L242 105L241 109L243 111L244 110H249V105L255 104V109L256 111L254 112H264V96L260 95V96H252L251 97H247V98H243ZM250 99V100H248ZM141 100V99H140ZM156 100V99H155ZM143 101V100H142ZM157 102V101H156ZM142 103V102H140ZM175 103V102H174ZM244 103V104H243ZM144 104V103H143ZM179 104V103H178ZM227 104V105H226ZM147 105V104H145ZM165 105V104H164ZM173 105V104H172ZM76 106H82L84 111L81 112L82 114H84V117H81L83 119V122L81 123H77L76 119L78 118H74L73 114L71 113V110L73 109L75 111ZM119 106V107H118ZM148 106V105H147ZM261 106V107H259ZM117 108L118 111L116 114H112L111 116V120H109L105 125L102 121H104L105 119H103L105 117V115H107V113L111 112L110 110H112L113 108ZM183 107V106H181ZM116 109V110H117ZM145 109V110H144ZM180 109V108H179ZM189 109V108H188ZM254 109V108H253ZM72 110V111H73ZM182 110V109H181ZM185 110V109H184ZM187 110V109H186ZM190 110V109H189ZM192 110V111H193ZM79 111V109L77 110V112ZM179 111V110H178ZM246 111V112H247ZM190 112V111H189ZM236 112V111H235ZM253 111L247 112L248 114L251 113ZM246 113V114H247ZM256 113V114H258ZM75 114V112H74ZM78 114V113H76ZM75 114V115H76ZM179 114V113H178ZM176 114V115H178ZM244 114V113H243ZM247 114V115H248ZM110 115V113L108 114ZM107 115V116H108ZM190 115V114H189ZM193 115V114H191ZM214 115V116H215ZM245 115V114H244ZM246 115V116H247ZM252 115V114H251ZM255 115V114H254ZM263 115V114H262ZM78 116V115H77ZM80 116V115H79ZM145 117V119L148 121L150 119H156L160 118L162 121L160 122V124H156V125H148L144 126L145 124H141V126L138 127V125H134L133 122H135L138 118L140 117ZM235 116V115H234ZM177 117V116H176ZM182 117V115H181ZM180 117V118H181ZM187 117V116H186ZM106 118V117H105ZM110 118V116H109ZM175 118V117H174ZM185 118V117H184ZM188 118V117H187ZM186 118V119H187ZM236 118V117H235ZM248 118V116H247ZM256 118V116H255ZM144 119V118H143ZM142 119V120H143ZM168 119V120H167ZM173 119V118H172ZM190 119V118H189ZM195 119V118H194ZM208 119V118H207ZM211 119V118H210ZM218 119V118H217ZM230 119V118H229ZM242 119V118H239ZM253 119V117H252ZM141 120V119H140ZM139 120V121H140ZM141 120V121H142ZM145 120V121H146ZM167 120V121H165ZM179 120L176 119L175 121ZM182 120V119H181ZM184 120V119H183ZM219 120V119H218ZM247 121H250V119H246ZM80 121V120H79ZM78 121V122H79ZM140 121V122H141ZM152 121V120H151ZM154 121V120H153ZM203 121V120H202ZM220 121V120H219ZM224 121V120H222ZM221 121V122H222ZM231 121V120H230ZM246 121V122H247ZM254 121V120H253ZM259 120L257 119V122ZM143 122V121H142ZM182 122V121H181ZM198 122V121H197ZM227 122V121H226ZM235 122V121H233ZM256 122V121H255ZM254 122V123H255ZM138 123V122H137ZM150 123V122H149ZM162 123V124H161ZM229 124H232L230 122H228ZM239 123V122H237ZM235 123V124H237ZM251 123V122H249ZM260 123V122H259ZM201 123H199L200 125ZM204 124V122H203ZM206 124V123H205ZM222 124V123H221ZM226 124V123H225ZM228 124V125H229ZM234 124V123H233ZM232 124V125H233ZM258 124V123H257ZM217 125V123L215 124V126ZM263 125V124H262ZM136 126V127H135ZM209 126V125H208ZM238 126V125H237ZM206 127V125L204 126ZM221 127V126H218ZM224 127V126H223ZM228 127V126H226ZM234 127V126H233ZM236 127V126H235ZM199 128V127H198ZM209 128V127H208ZM261 128V127H260ZM263 128V127H262ZM205 129V128H204ZM214 130H216V128H212ZM231 129V128H230ZM239 129V128H238ZM197 130V129H196ZM213 130V132H214ZM223 130V129H222ZM203 131V130H202ZM240 131V130H239ZM136 132V133H134ZM139 132V133H138ZM201 132V131H200ZM221 132V131H219ZM226 132V131H225ZM232 132V131H231ZM242 132H249L247 129L242 131ZM259 132V131H258ZM236 133V132H235ZM135 134H137V136H135ZM197 134V132H196ZM199 134V133H198ZM211 134V133H210ZM193 135V133H192ZM194 136V135H193ZM200 136V135H198ZM158 137V139H156ZM190 137V136H189ZM188 137V138H189ZM204 137V136H203ZM206 137V136H205ZM193 139H195L194 137H192ZM191 138V139H192ZM190 139V138H189ZM202 139V138H201ZM206 139V138H205ZM251 139V138H250ZM181 140V141H180ZM249 140V139H248ZM188 141V140H187ZM197 141V138H196ZM204 141V140H203ZM200 142V140H199ZM212 142V141H211ZM182 143V142H181ZM192 143V142H191ZM196 143V142H195ZM201 143V142H200ZM203 143V142H202ZM213 143V142H212ZM197 144V143H196ZM205 144V143H204ZM211 144V143H210ZM214 144V143H213ZM258 144V143H257ZM179 145V144H177ZM187 145V144H186ZM201 145V144H200ZM215 145V144H214ZM76 146H85L88 150H86L85 152L83 151L82 153H79V149L76 150L74 149ZM94 146H97L98 149H96ZM206 146V145H204ZM208 146V145H207ZM218 146V145H217ZM182 147V144H181ZM190 146L184 147L183 149H181L178 152H173V153H164V152H160L156 158L157 163H164V162H173L175 161L176 163L180 164V157L181 155L184 156V153H186V151H188V148ZM210 147V146H209ZM216 147V145L214 146ZM262 147V145H261ZM213 147H211L210 149H212ZM208 149V148H206ZM75 150V151H73ZM85 150V148H84ZM160 150V151H158ZM194 150V149H193ZM89 151V152H88ZM198 151V149H197ZM196 151V152H197ZM203 151V149H202ZM211 151V150H210ZM7 152V153H6ZM195 153V151H188V153ZM199 152V151H198ZM213 152V151H212ZM49 153L51 154H60L62 155L63 158H65L63 160V162L61 161V158H58L57 156H54V163L53 164H49L48 162H44L43 163H31L30 160L31 158H29V155H49ZM201 153V150H200ZM204 153V152H203ZM206 153V152H205ZM216 153V152H214ZM210 152H207V155H209ZM224 154H226L224 152ZM100 155L102 157H100ZM206 155V157H208ZM221 155H223L221 153ZM51 156V155H49ZM188 156V155H187ZM186 156V157H187ZM198 156V154L196 155ZM211 156V155H210ZM213 156V155H212ZM31 157V156H30ZM37 157V156H36ZM128 157V156H126ZM192 158V156H189ZM218 157V156H217ZM30 160H29V159ZM48 158V157H46ZM91 158V159H90ZM115 158V157H114ZM188 158V157H187ZM190 158V159H191ZM213 158V157H212ZM211 158V159H212ZM216 158V157H215ZM213 158V159H215ZM220 161L222 160L221 157ZM45 159V158H44ZM51 159V158H50ZM68 159L69 164L66 162V160ZM92 159H94V161H92ZM97 159V160H95ZM104 159H106V161H104ZM125 159V157H124ZM123 159V161H124ZM127 159V158H126ZM153 159V158H152ZM150 159V160H152ZM185 159V157H184ZM193 159V158H192ZM203 158H200L201 162H202ZM207 159V158H206ZM218 160V158H216ZM49 160V159H48ZM53 161V159H51ZM133 160V159H132ZM164 160V161H163ZM199 160V159H198ZM227 158H226V162H227ZM29 161V162H28ZM33 161V160H32ZM34 161H36L34 159ZM47 161V159H46ZM122 161V160H121ZM130 161V160H129ZM128 161V165L130 164ZM144 161V160H143ZM149 161V160H147ZM146 161V162H147ZM192 161V160H190ZM189 161V162H190ZM205 160H203V163ZM208 161V160H207ZM215 161V160H214ZM225 161H223V164L225 163L224 167L222 169H224V171L222 170L223 175L225 179L228 180V184H232L233 185V180L239 181V175L232 173L231 169H229L227 167L230 166L229 164H227ZM98 162H103L100 163ZM186 162V160L184 161ZM184 162H182L184 164ZM193 163L195 162L194 159L192 161ZM200 162V161H199ZM210 162V161H209ZM230 162V159H229ZM48 163V164H47ZM148 163V162H147ZM153 163V162H152ZM162 163V164H163ZM191 163V164H193ZM216 163V162H215ZM264 163V162H263ZM46 164V165H45ZM71 164V165H70ZM99 164V165H98ZM120 164V163H119ZM155 164V162L153 163ZM178 164V165H179ZM191 164H187L189 165L188 168L191 166ZM200 164V163H199ZM207 164V163H206ZM222 163H219V165ZM67 165H69L67 167ZM148 165V164H147ZM186 165V163H185ZM233 165V163H232ZM231 165V166H232ZM121 166V164H120ZM164 166V165H163ZM167 166V165H166ZM165 166V167H166ZM220 166V167H221ZM230 166V167H231ZM235 166V165H234ZM162 167V168H165ZM172 167V166H171ZM184 167V166H183ZM193 167V166H192ZM190 167V169L192 168ZM149 170V168H151V166L147 167ZM154 168V167H153ZM173 168V167H172ZM176 168V166H175ZM173 168V169H175ZM179 168V166L177 167ZM182 168V167H181ZM179 168L178 170L180 171ZM185 168V167H184ZM187 168V167H186ZM171 168L169 167L168 170H170ZM193 171L194 168H192ZM191 169V170H192ZM196 169V168H195ZM155 170V169H153ZM157 170V169H156ZM155 170V171H156ZM160 170V168H159ZM166 170V168H165ZM177 170V171H178ZM187 170V169H186ZM189 170V169H188ZM187 170V171H188ZM198 170V169H197ZM208 170V169H207ZM213 170V168L211 169ZM262 170V169H261ZM138 171V170H136ZM140 171V169H139ZM143 171V170H142ZM146 170L144 169V173H148L145 172ZM154 171V172H155ZM158 171V170H157ZM162 171V170H161ZM176 171V169H175ZM182 171V170H181ZM186 171V172H187ZM151 172V171H150ZM159 172V171H158ZM163 172V171H162ZM170 172V171H169ZM172 172V171H171ZM189 172V171H188ZM197 172V171H196ZM196 172H191L189 177L188 176H184L183 178L188 177L185 180V182H187V184L190 182L195 181L196 185L199 186V180L201 179V175H203V173H196ZM213 172V171H212ZM217 172V170H216ZM237 172V171H236ZM142 172V174H144ZM152 173V172H151ZM150 173V174H151ZM168 173V172H167ZM175 173V172H173ZM172 173V174H173ZM178 173V172H177ZM185 173V170L184 172ZM182 173V174H183ZM71 174V175H70ZM149 174V173H148ZM147 174V175H148ZM187 174V173H186ZM155 175H157V173H155ZM159 175L161 176V172L159 173ZM164 175V174H163ZM166 177L167 174L165 173ZM171 175V174H170ZM177 176L175 177H179L178 174H176ZM181 175V174H180ZM184 175V174H183ZM218 175V174H217ZM23 176V177H21ZM112 176V177H111ZM116 176V175H115ZM114 176V177H115ZM140 176V175H139ZM149 176V175H148ZM212 176V175H211ZM210 176V177H211ZM110 177V179H108ZM162 177V176H161ZM214 177V176H213ZM212 177V178H213ZM263 177V176H262ZM116 178V177H115ZM114 178V179H115ZM146 178V177H145ZM144 178V180H145ZM152 178V177H151ZM165 178V177H164ZM174 178V177H173ZM173 178H171L173 180ZM182 178V179H183ZM219 178V177H218ZM26 180V181H23ZM73 179V180H74ZM124 179V178H123ZM122 179V180H123ZM148 179V178H147ZM155 179V178H153ZM162 179V178H161ZM181 179V180H182ZM220 179V178H219ZM222 179V178H221ZM220 179V180H221ZM113 180V179H112ZM120 180V181H122ZM125 180V179H124ZM169 180V179H168ZM175 180V179H174ZM183 180V181H184ZM224 180V179H222ZM261 180V179H260ZM117 181V180H116ZM119 181V182H120ZM139 181V180H138ZM159 181V180H158ZM198 181V182H197ZM242 181V180H241ZM125 182V181H124ZM127 182V181H126ZM140 182V181H139ZM138 182V183H139ZM145 183L149 182L146 180L143 181ZM161 182V181H160ZM166 182V180H165ZM178 182V179H177ZM176 182V183H177ZM202 182V181H201ZM223 182V181H221ZM225 182V181H224ZM223 182V183H224ZM243 182V181H242ZM142 183V181H141ZM140 183V184H141ZM144 183V184H145ZM156 183V182H155ZM169 183V182H168ZM171 183V182H170ZM172 183H175L174 181ZM179 183V182H178ZM177 183V184H178ZM194 183V182H193ZM218 183V182H217ZM241 183V182H240ZM238 184L240 186H238V193L244 194L246 192V190H244L245 188L242 187V184ZM26 184V185H25ZM123 184V183H122ZM154 184V183H153ZM158 184V183H157ZM180 184H182L180 182ZM184 184V183H183ZM77 185V183H76ZM116 185V183H115ZM130 185V184H129ZM143 185V184H141ZM152 185V184H151ZM155 185V184H154ZM170 185V184H169ZM186 185V184H184ZM190 185H194V184H190ZM185 186V187H189ZM235 185V184H234ZM27 186V187H26ZM117 186V185H116ZM127 186V185H126ZM150 186V185H149ZM159 186V185H158ZM172 186V185H171ZM176 186V185H175ZM183 186V185H182ZM195 186V185H194ZM194 186H192L194 188ZM197 186V188H199ZM220 186V185H219ZM218 186V187H219ZM223 186V184H222ZM225 186V185H224ZM236 186V185H235ZM244 186V185H243ZM75 187V188H74ZM129 187V186H127ZM154 187V186H153ZM161 187V184H160ZM174 187V186H173ZM170 187V188H173ZM184 187V186H183ZM203 187V186H202ZM202 187H200L202 189ZM221 187V186H220ZM230 187V186H228ZM25 189V191L23 192L22 189ZM57 188V194L53 193V191H55V189ZM123 187L121 185H119V191H122ZM149 187H147L148 190ZM157 188V187H156ZM154 187V189H156ZM168 188V187H167ZM169 188V189H170ZM175 188V187H174ZM192 188V189H193ZM214 188L216 189V187L214 186ZM233 187L231 186V189ZM73 190V193H68L67 190ZM83 189V188H82ZM112 189V188H111ZM126 189V188H125ZM168 189V191H169ZM184 189V188H183ZM198 190V192L196 193H200L199 196L197 197L198 200L201 198L202 200L200 201H207L208 197L206 194L202 193V190ZM225 189V188H224ZM227 189V188H226ZM229 189V188H228ZM236 189V188H234ZM247 189V188H246ZM109 190V189H108ZM145 190V189H143ZM152 190V189H150ZM161 190V189H160ZM197 190V189H196ZM115 191V190H113ZM118 191V192H119ZM176 189H174L175 192ZM180 191V190H179ZM231 191V190H230ZM71 192V191H70ZM107 192V191H106ZM105 192V193H106ZM126 192V191H125ZM146 191H144L145 193ZM155 192V191H154ZM235 192V191H234ZM233 192V193H234ZM97 193V192H96ZM116 193V192H115ZM114 193V195H115ZM128 193V191H127ZM150 193L149 191L146 192ZM157 193L158 190H157ZM161 193H163L161 191ZM178 193V192H177ZM182 193V192H181ZM189 193V190H188ZM192 193V192H191ZM208 193V192H207ZM24 194V195H23ZM107 194H110L109 192H107ZM113 194V193H112ZM126 194V193H125ZM129 194V193H128ZM141 194V193H140ZM139 194V195H140ZM153 194V192H152ZM184 196L185 194L182 193ZM190 194V193H189ZM188 194V195H189ZM230 194V193H229ZM72 195L70 196L72 198ZM99 195V194H98ZM114 195H111L112 197H115ZM121 195V194H120ZM132 195V194H131ZM156 195V194H155ZM154 195V196H155ZM161 194L158 195V197ZM176 195V194H175ZM193 195V194H192ZM190 195L188 197H184V198H188L187 200H190V198H192L193 196ZM195 195V194H194ZM247 195V194H246ZM51 197V198H47L48 200H46V197ZM53 196L55 198H53ZM84 196V194L82 195ZM97 196V194H96ZM96 196H94V198H96ZM105 196V194H104ZM109 196V197H110ZM117 196V195H116ZM119 196V195H118ZM122 196V195H121ZM149 196V195H148ZM147 196V197H148ZM150 196H152L150 194ZM163 196V195H161ZM160 196V197H161ZM192 196V197H191ZM196 196V195H195ZM212 196V195H211ZM243 196V195H241ZM250 196V195H249ZM248 196V198H249ZM107 197V195L105 196ZM111 197V198H112ZM157 197V195H156ZM156 197H153L154 199H156ZM252 197V196H251ZM45 198V199H44ZM84 198V197H83ZM98 198V196H97ZM96 198V199H97ZM120 198V197H119ZM137 198V197H135ZM145 198V197H144ZM173 198V197H172ZM178 198V197H176ZM180 198V197H179ZM247 198V197H246ZM244 197V199H246ZM20 199H22V202L28 201L29 202H34L35 201H39L36 204H34V207L31 208L29 207L28 203H24V204H20ZM40 199V200H39ZM62 199V198H61ZM67 199V198H66ZM88 199V198H87ZM102 199V198H101ZM125 199V197H124ZM152 201V197L150 198ZM160 199V198H159ZM164 199V198H162ZM243 199V198H241ZM243 199V200H244ZM250 199V198H249ZM56 200V201H55ZM60 200V199H59ZM85 201V199H83ZM90 200V198L88 199V201ZM115 200V199H114ZM120 200V199H119ZM182 200V199H181ZM212 199H209V201ZM243 200H241L242 202H244ZM255 200V199H254ZM18 201H20L18 203ZM73 201H75L74 203H72ZM97 201V200H96ZM105 202V200H103ZM113 201V199H112ZM117 201V200H115ZM114 201V202H115ZM127 201V200H126ZM161 201V200H160ZM159 201V202H160ZM165 201V199L163 200ZM162 201V204H163ZM180 201V200H179ZM178 201V202H179ZM190 201H193L190 200ZM189 202H185L190 203ZM197 201V200H196ZM199 201V202H200ZM250 200H248L249 202ZM21 202V203H22ZM100 200L98 199L97 203H99ZM107 202V201H106ZM109 203H111L110 201H108ZM134 202V201H133ZM139 202V201H138ZM181 202V201H180ZM198 202V203H199ZM211 202V201H210ZM10 203L12 205H16L15 208L12 211H4L6 204ZM107 203V204H109ZM113 203V202H112ZM124 203V202H123ZM123 203H119V204H123ZM168 203V202H167ZM192 203V202H191ZM250 203V202H249ZM84 204V203H83ZM92 204V203H91ZM126 204V203H125ZM124 204V205H125ZM159 204V203H158ZM201 204V203H199ZM205 206H210L208 201L206 203H203ZM201 204V205H203ZM82 205V204H81ZM101 207L105 205V203L100 204ZM111 205V204H109ZM128 205V204H127ZM130 205V204H129ZM140 205V204H139ZM164 205H169L166 204V201L164 203ZM174 205V204H173ZM189 205V204H188ZM185 206V208L188 207ZM197 205V203H196ZM212 205V204H211ZM31 206V205H30ZM83 206V205H82ZM113 206V204L111 205ZM141 206V205H140ZM158 206V205H157ZM170 206V205H169ZM168 206V207H169ZM190 206V205H189ZM213 206V205H212ZM211 206V207H212ZM260 206V205H259ZM85 207H87L85 205ZM100 207V206H99ZM108 207V205H107ZM110 207V206H109ZM114 207V206H113ZM124 207V206H123ZM126 207V206H125ZM129 207V206H127ZM164 207V206H163ZM167 207V206H166ZM172 207V206H170ZM199 207V206H198ZM247 207V206H246ZM255 207V206H254ZM79 208V209H78ZM84 208V207H83ZM82 208V209H83ZM175 208V206L173 207ZM179 208V207H178ZM194 208V207H193ZM197 208V207H195ZM200 208V207H199ZM204 209V207H202ZM214 208V207H213ZM89 209H91L89 207ZM110 209H113L112 207ZM107 210V208H100L101 211L104 212V215L107 217L113 216L114 212H109V210ZM122 209V205L121 208ZM127 209V208H126ZM132 209V208H130ZM129 209V210H130ZM177 209V208H176ZM175 209V211H176ZM228 209V208H227ZM239 209V208H238ZM92 210V209H91ZM133 210V209H132ZM131 210V212H133ZM180 210V209H179ZM178 210V211H179ZM208 210H210V207L208 208ZM81 211V210H80ZM85 211V210H82ZM88 211V210H87ZM114 211V210H112ZM117 211V210H116ZM137 211V210H136ZM140 211V209H139ZM138 211V212H139ZM169 211V209H168ZM171 211V209H170ZM169 211V212H170ZM181 211V210H180ZM185 211V210H184ZM187 211V209H186ZM190 211V210H189ZM198 211V210H197ZM202 211V210H201ZM214 211V210H213ZM92 212V211H91ZM90 212V213H91ZM99 212V211H98ZM121 212V211H120ZM207 212V211H206ZM212 212V211H211ZM215 212V211H214ZM71 213V214H72ZM77 213V212H76ZM83 213V212H82ZM87 213V212H86ZM94 213V211L92 212ZM97 213V212H96ZM116 213V212H115ZM123 213V212H122ZM137 213V212H136ZM171 213V212H170ZM180 214V212H178ZM89 214V212H88ZM98 214V213H97ZM96 214V215H97ZM99 214H101L99 212ZM103 214V213H102ZM132 214V213H131ZM173 214V212H172ZM35 215V216H36ZM92 215V214H91ZM117 215V214H116ZM122 215V214H121ZM124 215V214H123ZM126 215V214H125ZM139 215V214H138ZM175 215V213H174ZM211 215V214H210ZM213 215V214H212ZM241 215V214H240ZM39 216V215H38ZM74 217H77L76 215H73ZM72 216V217H73ZM98 216V215H97ZM115 216V215H114ZM113 216V217H114ZM119 216V215H118ZM130 216V215H129ZM132 216V215H131ZM216 216V215H215ZM70 217L69 219L71 220ZM73 217V218H74ZM75 217V218H76ZM85 217V216H84ZM93 217V216H92ZM91 217V218H92ZM104 217V216H103ZM153 217V216H151ZM179 217V216H178ZM39 218V217H37ZM35 218V220L37 219ZM42 218V217H41ZM106 218V217H105ZM104 218V219H105ZM116 218V217H115ZM120 218H123L120 217ZM131 218V217H130ZM136 218V217H133ZM150 218V217H149ZM186 218V217H185ZM210 218V217H209ZM231 218V217H230ZM40 219V218H39ZM39 219H37L39 221ZM68 219V220H69ZM97 219V217H96ZM127 219V218H126ZM125 219V220H126ZM180 220V218H178ZM217 219V218H216ZM220 219V218H219ZM218 219V220H219ZM229 219V218H228ZM3 220V221H2ZM43 219H41L42 221ZM52 220V219H51ZM59 220V221H60ZM64 220V219H63ZM84 220V219H83ZM82 220V221H83ZM86 220V219H85ZM88 220V219H87ZM94 219H92V221H94ZM98 220V219H97ZM110 220V219H109ZM113 220V218H112ZM111 220V221H112ZM121 220V219H120ZM134 220V219H133ZM136 220V219H135ZM176 220V219H175ZM174 220V221H175ZM181 220H184L183 218ZM180 220V221H181ZM57 221V220H56ZM108 222V220H105ZM177 221V220H176ZM179 221V222H180ZM228 221V220H227ZM231 221V220H230ZM37 222V221H36ZM35 222V223H36ZM47 222V221H46ZM61 222V221H60ZM60 222H57L58 224ZM65 222V221H64ZM63 222V223H64ZM68 222V221H67ZM80 222V221H79ZM98 222V221H97ZM103 222V221H102ZM116 222V221H115ZM125 222V221H123ZM121 221V224L123 223ZM128 222V219L127 221ZM131 222V221H130ZM155 222V221H154ZM184 222V221H183ZM219 222V221H218ZM258 222V221H257ZM5 223H8L5 225ZM56 223V222H55ZM84 223V222H83ZM82 223V224H83ZM85 223H90V222H86ZM84 223V224H85ZM109 223V222H108ZM118 223V222H117ZM120 223V222H119ZM118 223V224H119ZM135 223V222H134ZM152 223V222H151ZM66 224V223H65ZM76 224V223H75ZM74 224V225H75ZM81 224V223H80ZM81 224V225H82ZM93 224V222H92ZM102 224V223H101ZM106 224V223H104ZM104 224L102 227H104ZM116 224V223H115ZM128 224H130L128 222ZM178 224V223H177ZM197 224V223H196ZM21 225L24 226L25 230H20L18 231L19 234H17L18 232H15L17 230L18 227H20ZM68 225V224H67ZM73 225V226H74ZM78 225V224H76ZM86 225V224H85ZM84 225V227H85ZM94 225V224H93ZM99 225V224H98ZM108 225V224H107ZM111 225V223H110ZM123 225V224H122ZM121 225V226H122ZM127 225V224H126ZM179 225V224H178ZM212 225V224H210ZM41 226V225H40ZM39 226V227H40ZM88 226V225H87ZM86 226V228L88 229V227ZM112 226V225H111ZM115 226V225H114ZM121 226L119 231L121 230ZM129 226V225H127ZM157 226V225H156ZM38 227V228H39ZM76 227V226H75ZM78 227V226H77ZM81 227V226H80ZM92 227V226H91ZM101 227V228H102ZM117 226H115L116 228ZM119 227V226H118ZM162 227V226H161ZM214 227V225H213ZM218 227V226H217ZM94 228V226L92 227ZM107 229V227H105ZM131 228V227H130ZM135 227H133L134 229ZM139 228V227H138ZM211 228V227H210ZM13 230V233H6L3 234L5 232H7L8 230ZM83 229V228H81ZM85 229V230H87ZM96 230V228H94ZM117 229V232H118ZM132 229V230H133ZM201 229V228H200ZM203 229V227H202ZM205 229V228H204ZM207 229V228H206ZM205 229V230H206ZM212 229V228H211ZM237 229V228H236ZM39 230V229H38ZM53 230V229H52ZM76 229H74V234L72 233L71 235H75L76 234V243L78 244V240L80 241L82 236V230H79V228L77 230L79 231H75ZM93 230V229H92ZM91 230V231H92ZM100 230V229H99ZM104 230V229H103ZM111 231V227H109L108 225V229ZM124 230V229H123ZM129 230V228H128ZM126 230V231H128ZM131 230V229H130ZM139 230V229H138ZM208 230V229H207ZM206 230V231H207ZM247 230V229H246ZM45 231V230H44ZM91 231L89 232L91 234ZM114 231V230H113ZM171 231V230H170ZM198 231V230H197ZM202 231V230H201ZM205 231V232H206ZM35 232V231H34ZM33 232V235H35ZM39 232L37 235L38 238L41 237L44 240L47 241H51V237L52 235L49 234L47 232H43V231H37ZM35 232V233H37ZM71 232V231H70ZM73 232V231H72ZM76 232V233H75ZM87 232V231H85ZM97 232V230H96ZM116 231L113 232L114 234H120L117 233ZM130 232V231H129ZM129 234H133V233H129ZM195 232V231H194ZM199 232V231H198ZM196 232V233H198ZM203 232V231H202ZM210 232V231H209ZM233 232H235L233 230ZM232 232V233H233ZM240 232V231H239ZM69 233V232H68ZM102 233V232H100ZM201 233V232H200ZM247 233V232H246ZM70 234V233H69ZM84 234V233H83ZM95 234V232H94ZM98 232L96 233L95 238L97 237ZM122 234V232H121ZM120 234V236H121ZM171 234V233H170ZM178 235V233H176ZM183 234V233H182ZM202 234V233H201ZM204 234V233H203ZM202 234V235H203ZM206 234V233H205ZM222 234V233H221ZM238 234V233H237ZM236 234V235H237ZM251 234V233H250ZM123 235H126L123 234ZM122 235V236H123ZM174 236V234H172ZM213 235V234H212ZM91 236H93L91 234ZM90 236V237H91ZM93 236V237H94ZM180 236V235H179ZM25 237V238H24ZM72 237V236H70ZM75 237V236H74ZM92 237V239H93ZM116 237V236H115ZM190 237V236H189ZM192 237V236H191ZM220 237V236H219ZM244 237V236H243ZM54 238V237H53ZM85 238V237H84ZM84 238L82 239V241L84 240ZM117 238V237H116ZM175 238V237H174ZM177 238V237H176ZM233 238H235L233 240ZM245 238V237H244ZM248 238V237H247ZM37 239V238H34ZM60 239V238H59ZM88 239V238H87ZM85 239V240H87ZM90 239V240H92ZM103 239V238H102ZM105 239V238H104ZM130 239V238H128ZM132 239V238H131ZM131 239L129 241H131ZM152 239V238H151ZM200 239V238H199ZM198 239V240H199ZM206 239V238H205ZM208 239V238H207ZM206 239V240H207ZM57 240V239H56ZM64 240V239H63ZM63 240L58 241L57 243L61 242V245L63 243ZM109 240V239H108ZM121 241V239H119ZM204 240V239H203ZM213 240V239H212ZM237 241V237L233 236L231 238V241ZM65 241V240H64ZM67 241V240H66ZM65 241V242H66ZM72 241V239H71ZM89 241V240H88ZM107 241V240H106ZM111 241V239L109 240ZM128 241V240H126ZM125 241V243H127ZM159 241V240H158ZM176 241V240H174ZM177 241H179L177 239ZM176 241V242H177ZM230 241V240H229ZM86 242V241H85ZM137 242V241H136ZM173 242V241H172ZM175 242V243H176ZM196 242V241H195ZM68 242H66L67 244ZM74 242V244H76ZM89 243V242H88ZM87 243V244H88ZM92 243V242H90ZM174 243V242H173ZM212 243V242H211ZM225 243V242H224ZM56 244V243H55ZM64 244V243H63ZM86 244V245H87ZM101 244V243H100ZM197 244V243H196ZM200 244V242H199ZM205 244V243H204ZM203 244V245H204ZM81 245V244H80ZM85 245V243L83 244ZM97 245V243H96ZM105 245V244H104ZM209 245L206 244L205 246ZM221 245V244H220ZM233 245V244H232ZM79 246V245H78ZM90 246V245H89ZM88 246V247H89ZM92 246V245H91ZM108 246V245H107ZM111 246V244L109 245V247ZM134 246L136 247V245L134 244ZM193 246V245H192ZM191 246V247H192ZM196 246V245H195ZM199 246V245H198ZM231 246V245H230ZM240 246V245H239ZM15 247V246H14ZM35 247V246H34ZM73 247V246H72ZM82 247V246H81ZM80 247V248H81ZM86 247V246H85ZM133 247V245H132ZM182 247V246H181ZM190 247V248H191ZM232 247V246H231ZM74 248V247H73ZM79 248V247H77ZM96 248V247H94ZM104 249H106L105 247H103ZM198 248V247H197ZM196 248V249H197ZM207 247H205L206 249ZM224 248V247H223ZM226 248V247H225ZM256 248V247H255ZM82 249V248H81ZM101 247L100 250L98 251L96 249H94V252L99 254L101 251ZM103 249V250H104ZM167 249V248H166ZM203 249V248H202ZM71 250V249H70ZM76 250V249H75ZM85 250V249H84ZM102 250V251H103ZM108 250V248H107ZM113 250V249H112ZM169 250V249H168ZM74 251V250H72ZM71 251V252H72ZM101 251V252H102ZM111 251V250H110ZM140 251V250H139ZM198 251V250H197ZM202 251V250H199ZM207 251V249H206ZM2 252V251H1ZM0 252V253H1ZM75 252V251H74ZM104 252V251H103ZM102 252V253H103ZM34 253V252H33ZM60 253V252H59ZM76 253V252H75ZM75 253H72L73 255ZM86 253V252H85ZM155 253V252H152ZM151 252H147L146 250L144 252H139L138 254H140L136 259L138 260V262H134V264H148L149 261L151 263V260L157 259L159 258L157 254H152ZM202 253V252H201ZM4 254V253H2ZM19 254V253H18ZM62 254V252H61ZM105 254V252H104ZM122 254V252H121ZM206 254V253H205ZM215 254V253H214ZM217 254V253H216ZM70 255V254H69ZM117 255V254H116ZM207 255V254H206ZM205 255V256H206ZM9 257H11L10 255H8ZM6 255V257H8ZM14 256V255H13ZM63 256V255H62ZM104 256V255H103ZM102 256V257H103ZM121 257V255H119ZM132 256V255H131ZM195 256V255H194ZM204 256V257H205ZM1 257V255H0ZM4 257V256H3ZM37 257V256H35ZM64 257V256H63ZM102 257H100L101 259H103ZM164 257V256H163ZM192 257V256H191ZM196 257V256H195ZM203 257V255H202ZM13 258V257H12ZM17 258V257H16ZM15 258V259H16ZM51 258V257H50ZM66 258V257H65ZM64 258V259H65ZM112 258V257H111ZM130 258V257H129ZM162 258V257H160ZM159 258V259H160ZM166 258V257H165ZM180 258V257H179ZM238 261H234V262H229V263H221V264H252L254 261L259 260L260 264H264V245H260L258 246L256 249H254L253 251L248 252L246 255H242L241 257H238ZM254 258V259H253ZM13 259V260H15ZM47 259V258H46ZM72 259V257H71ZM74 259V256H73ZM195 259V258H193ZM7 260V259H6ZM5 260V261H6ZM12 260V259H11ZM37 260V258L35 259ZM104 260V259H103ZM213 260H217V255H214V259ZM1 261V260H0ZM17 261V260H16ZM14 262L15 264L17 262ZM34 260L32 259V262ZM74 261V260H73ZM109 261V260H108ZM107 261V262H108ZM125 261V260H124ZM130 261V260H129ZM136 261V260H135ZM206 261V260H205ZM54 262V261H53ZM67 262V260H66ZM72 262V260H71ZM115 262V261H114ZM128 262V261H127ZM153 262V261H152ZM162 262V261H161ZM192 262V261H191ZM207 262V261H206ZM209 262V261H208ZM13 262H11L10 260H7L6 262L2 263V264H12ZM36 263V262H35ZM34 263V264H35ZM47 263V262H46ZM68 263V262H67ZM75 263V262H74ZM124 263V262H123ZM149 263V264H150ZM257 263V262H256ZM255 263V264H256ZM1 264V262H0ZM18 264H32L30 262H28L26 260V262L22 261ZM48 264V263H47ZM163 264V262L161 263ZM200 264V263H199ZM208 264V263H207Z\"/></svg>",
    "mask_w": 264,
    "mask_h": 264
}]
</instances>
